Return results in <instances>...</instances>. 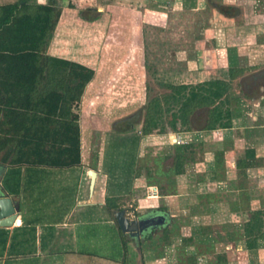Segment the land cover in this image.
<instances>
[{
    "label": "rangeland",
    "instance_id": "374dc122",
    "mask_svg": "<svg viewBox=\"0 0 264 264\" xmlns=\"http://www.w3.org/2000/svg\"><path fill=\"white\" fill-rule=\"evenodd\" d=\"M233 1L156 0V7H150V3L130 9L113 7L107 10V18L98 9L84 6L80 15L100 16L94 20L81 16L78 26L77 18L72 26L64 25L68 33L62 44L68 51L82 49V60L95 70L77 110L83 167L72 168L70 177L65 182L60 179L55 187L46 184L44 188L51 189L47 195H51V203L62 198L64 209L68 208L78 193L79 169L86 181L82 196L90 193L89 170H97L101 172L99 193L104 188L102 174H106L107 194L109 191L113 197L120 196L111 202L119 200L129 217L167 207L171 216L167 235L173 244L166 253L165 229L159 228L142 243L125 236L129 244L120 246L124 235L118 233L115 213L110 211L107 219H112L114 225V242L112 238L106 246L93 250L89 248L88 235L82 233V248L74 256L67 254L66 264H164L167 256L169 264H217L221 258L230 259L232 264H264V239L250 240L243 235L244 217L257 209L264 211V0ZM59 3L68 4L65 0ZM216 5L233 7L229 12L235 13H219ZM74 10H70V16ZM152 12H158L160 18H151ZM230 49L237 54L238 66L244 71L232 81L228 105L234 119L244 118L247 128H241L243 133L259 128L242 139L238 137L239 129L199 130L206 118L201 112L194 130L189 131L193 133V146L186 151L189 161L185 173L177 175L171 169L180 145L174 138L180 134L168 127L164 133L155 130L145 136L141 132L145 106L154 96L169 93L167 84H197L223 77L229 67ZM66 61L82 64L70 58ZM260 73L263 77L254 83ZM138 113L140 123L122 130L127 126L123 121ZM236 124L240 122L233 120ZM227 136L230 140L220 145L226 149L220 157L226 160L217 161L215 168L225 162L235 166L248 148L256 146L257 166L248 175L239 171L234 181H228L230 176L223 173L220 180H214L208 174L213 162L210 151L217 147L212 141ZM259 140L263 145H258ZM138 169L142 176L135 178ZM150 170L152 177L148 178ZM91 213V208L82 210L83 217ZM82 229H86L84 225ZM94 230L97 229L93 227V233ZM200 230H205L203 235H199ZM189 236H194V241L185 246L183 238ZM192 256L197 263L190 259Z\"/></svg>",
    "mask_w": 264,
    "mask_h": 264
},
{
    "label": "trees",
    "instance_id": "16d2710c",
    "mask_svg": "<svg viewBox=\"0 0 264 264\" xmlns=\"http://www.w3.org/2000/svg\"><path fill=\"white\" fill-rule=\"evenodd\" d=\"M219 13L234 15L216 5ZM234 9V8H233ZM235 11V10H234ZM63 14L59 0L38 3L36 0L0 1V162L13 168L42 166L68 168L83 165L82 131L77 110L94 70L83 64H71L47 55ZM94 20L100 15L86 17ZM229 67L223 77L197 84H167L171 91L151 98L144 109L141 132L146 136L155 130L175 132L194 130L197 115L206 114L199 130L233 128L235 114L230 106L232 81L244 71L239 58L230 49ZM141 113L125 119L127 130L138 125ZM193 142L180 144L174 156L173 170L185 173L189 159L186 151ZM192 153V152H191ZM255 148H248L238 168L247 170L254 164ZM135 178L141 177L140 169ZM152 177V171L149 175ZM120 196L108 191L106 206L112 213L122 204L111 202ZM167 207L152 208L150 211ZM264 211L257 209L244 217L243 235L248 239H264ZM228 220V219H227ZM228 223V222H227ZM165 245L170 244L168 226L164 227ZM205 231V230H204ZM198 231L199 235L204 234ZM194 236L184 237L185 246ZM126 247V239H123ZM142 243V242H141ZM184 246V247H185ZM195 254L194 250H191ZM194 258V259H193ZM194 263L197 260L190 257ZM127 264V263H124ZM217 264H232L221 258Z\"/></svg>",
    "mask_w": 264,
    "mask_h": 264
},
{
    "label": "crops",
    "instance_id": "0c3cea01",
    "mask_svg": "<svg viewBox=\"0 0 264 264\" xmlns=\"http://www.w3.org/2000/svg\"><path fill=\"white\" fill-rule=\"evenodd\" d=\"M36 1L38 3L46 4L50 0ZM95 1L96 0H65V2H67L68 4L64 3L61 5L63 8V14L55 32L56 36H54V40L48 50V56L62 57L65 60H68L70 58V60L78 61L79 63L92 68L89 63H86L82 60V58H85L81 53L82 49H79L77 51H68L69 49L64 44H62L61 41L62 38L67 37L65 36V34L68 33V31H64V25L71 24L72 26L76 18L78 20L75 22V26L81 24V21L83 19L79 14V11L84 6L98 9L99 12L103 13L101 16H104V18H107L109 15L107 13V10H111V8L113 7L130 9L131 6H135L138 8L139 6L147 5L148 3H150V7H156V0H101L96 4L94 3ZM238 1L246 2L247 0H235L233 2L237 3ZM70 10H74L72 16H70L72 14V11ZM156 13L152 12L151 18H160L158 14L156 15ZM65 21L67 23H65ZM78 21L80 23H78ZM85 23L89 26H96V23L91 21H85ZM139 40L140 39H138V41ZM63 46L65 48L64 50H62ZM71 48L74 49L75 46L73 45L71 46ZM208 54V52L205 53L207 57ZM84 55L86 56V54ZM252 55L253 54H251V56ZM262 105L264 104L262 103ZM234 120L236 122H240L238 126L236 124V126L233 127L234 130H241L240 134L237 133L239 139H242L244 136L254 134L255 131L252 130H256L259 128L255 126L252 127L254 129L250 130L248 133H243L241 128H247L244 126V118L240 117ZM263 126L264 125H262V128ZM228 130L231 131L232 128ZM188 132L185 131L178 133L183 137V139L187 141L186 143H190L193 141V133ZM226 140H230V137L227 136L226 139L220 138V140H217L215 138L212 141L216 144L215 146L217 147L214 148V151H210L211 161L213 162L209 164L210 171L208 172V174L211 176V179L220 180L219 177L223 173L225 177L230 176L228 181H234L235 178H237L236 173H239V171L243 175H248V172L251 170V168H255L257 166L256 161L259 154L257 153L258 151L256 146L252 147L256 149L254 164L253 166L247 168V170H244V172H242L243 169L241 171V169L238 168V161L241 158L236 161L235 166H232L230 164L227 165V162H225L224 166L216 169L215 167L217 166V161L224 162L226 160L220 157L221 154H224L226 151V149H223L222 147H220V145L226 142ZM258 145H263V142L259 140ZM79 167L83 166L81 165L68 168H51L23 165L21 167L13 168L8 164L0 162V194L8 193L10 196L14 197L20 202V216L23 222L21 226H0V264H66V255L69 254L71 256H74L77 251H80V249L82 248V233L88 235V241H91L89 248H93V250H98V247L100 246H106V242H108L109 244V241H111L112 238L114 242V236L116 234L114 231V225L111 223L112 219H110L111 221L107 219L110 211L106 206L107 189L106 179H104L106 178V174H102L105 177H103L102 180L104 183V188L101 193H99L98 191V182L101 172L96 170L98 175L94 190H90L88 196H82V189H84L83 187L85 186L86 181L85 176L83 177L82 170L79 169L77 173L78 193L72 199V205L68 206V208L64 209V206L62 205V203H64L62 202V198L58 199L57 201L53 200V202L51 203V195H47L50 193L51 189L49 190V188H44L47 187L46 184H50V186L55 187L58 185V181L60 179L65 182L66 178L70 177L71 175V173H69L70 170H72V168ZM233 168H235L236 170H233ZM87 208H91V215L93 216L90 215L87 217H83L82 210H86ZM60 210L63 212L62 214ZM83 225L86 228L85 230L82 229ZM93 227H95L98 231L94 230L93 233ZM100 227L101 230L98 229ZM118 233H120V236L124 235L120 227H118ZM121 243L122 246H124L123 239L120 241V246ZM172 245L173 244L166 245V247H168V249L165 248L166 253L168 250H172V248H169ZM169 259L170 258H168V256L167 258H164V264H169V261H167ZM142 264L145 263L142 262Z\"/></svg>",
    "mask_w": 264,
    "mask_h": 264
},
{
    "label": "water",
    "instance_id": "95a60500",
    "mask_svg": "<svg viewBox=\"0 0 264 264\" xmlns=\"http://www.w3.org/2000/svg\"><path fill=\"white\" fill-rule=\"evenodd\" d=\"M90 177V190L93 191L97 180V171L90 169L88 173ZM20 202L8 193L0 194V226L10 227L13 225L16 217L20 215ZM115 216L121 231L124 234L139 236L144 230L151 226H162L167 222V215L159 213L153 216L140 218H132L127 214L125 208L116 210Z\"/></svg>",
    "mask_w": 264,
    "mask_h": 264
},
{
    "label": "flooded vegetation",
    "instance_id": "af4514ba",
    "mask_svg": "<svg viewBox=\"0 0 264 264\" xmlns=\"http://www.w3.org/2000/svg\"><path fill=\"white\" fill-rule=\"evenodd\" d=\"M263 77V74H260V75H256L254 77V83H259V80ZM159 213H164L167 215V222L165 225H162V226H151L149 228H147L146 230H144L139 236H136V235H131V234H124V236H129L131 237L135 242H142L145 240V238L149 235V233H153L155 232L157 229L159 228H164L165 226L168 225L169 221L171 220V216L169 215V212L168 211H165V210H157V211H149L147 213H144V214H137L135 215L134 218H142V217H146V216H153V215H156V214H159Z\"/></svg>",
    "mask_w": 264,
    "mask_h": 264
},
{
    "label": "built area",
    "instance_id": "2783aa9c",
    "mask_svg": "<svg viewBox=\"0 0 264 264\" xmlns=\"http://www.w3.org/2000/svg\"><path fill=\"white\" fill-rule=\"evenodd\" d=\"M179 144H185L187 141L185 139H183V137L181 135L177 136V138H174ZM22 218L20 215H18L15 219V221L13 222L14 226H21L22 225Z\"/></svg>",
    "mask_w": 264,
    "mask_h": 264
}]
</instances>
